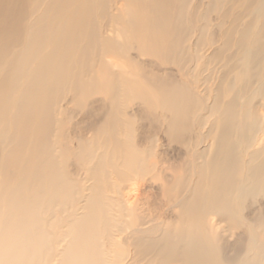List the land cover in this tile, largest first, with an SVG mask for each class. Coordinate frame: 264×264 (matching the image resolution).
I'll return each instance as SVG.
<instances>
[{"label":"bare ground","instance_id":"obj_1","mask_svg":"<svg viewBox=\"0 0 264 264\" xmlns=\"http://www.w3.org/2000/svg\"><path fill=\"white\" fill-rule=\"evenodd\" d=\"M123 1L0 0V264H264V0ZM133 48L183 77L125 72ZM133 100L183 172L138 143ZM64 102L93 128L75 146ZM152 173L163 220L133 200Z\"/></svg>","mask_w":264,"mask_h":264},{"label":"rangeland","instance_id":"obj_2","mask_svg":"<svg viewBox=\"0 0 264 264\" xmlns=\"http://www.w3.org/2000/svg\"><path fill=\"white\" fill-rule=\"evenodd\" d=\"M196 1H199L200 4L203 7L210 1V0H191V4H196ZM244 1V0H239ZM240 5V4H239ZM124 7V1L123 0H114V4L112 5V11L117 12L119 9H122ZM241 5L237 6L236 8H232L231 11L238 12L241 10ZM214 16V15H213ZM192 53V49L189 51V54ZM126 56L128 58L124 59L121 55H117L114 59L115 62L124 64V71L127 72V70H131L132 72L136 71L137 67H139L142 70H145L149 72L151 70L152 73L155 74H161L164 71H170L173 72L177 77H183L182 72H180V66L174 64V63H161L159 60H157L156 56H151L148 54H139L137 48L131 49L128 53H126ZM122 57V58H121ZM98 67V66H97ZM112 68H115L117 70V66H111ZM102 68H99V71H101ZM101 73V72H100ZM150 73V72H149ZM130 74V73H129ZM190 77L186 76L184 77L185 80L189 81L191 78V74H189ZM93 105L95 111H93V114H98L101 112V110H96L99 107V104L103 101L102 95L96 94L93 96ZM67 101V100H65ZM65 104L67 106L65 107ZM63 109L61 110V113L59 117L63 118V128H67L69 125V128L66 129L68 132V135L73 140V146L76 145L78 134H84L85 136H91V133L93 131L90 118L85 116V110L75 107L70 102H64L63 103ZM128 110L134 115L135 121H134V127L135 131L134 134L136 136V140L138 143H144L145 146H149L151 142V137L155 136V133H158V139H157V147H156V154L154 156V159L157 161L158 170L161 169V167H165L169 165V162L172 161V164L179 165L177 169L168 168V171L172 173H177V171L183 172L188 166L187 159L185 158L186 149L184 147L175 146V147H169L167 146L166 141L164 140V137L161 135V131L158 129V125L163 124L158 120V116L156 117V113L158 114L159 107L154 111H148L143 106L139 105V101H129L127 105ZM154 112V113H153ZM92 116V115H91ZM163 120V119H162ZM67 122V123H66ZM69 123V124H68ZM68 124V125H67ZM67 125V126H66ZM76 127L79 131L75 132ZM84 132H83V131ZM92 130V131H91ZM142 139V140H141ZM187 154V153H186ZM167 160V161H166ZM77 173H80V170H77ZM152 174H148L147 180H145L142 185L139 187L136 193L133 195V200H135L136 206L139 207V209L143 210L144 213H146L147 219H152L156 214H158V219L163 220L168 215L172 214V207L167 202V199L165 196L162 195V192H159L158 188V181H154L151 179ZM157 200V201H156ZM156 201V202H155ZM170 206V207H169ZM169 209V211H168ZM221 228L223 230V234H225V238H227L229 244H233L236 239V233H230L227 230V226L225 223H222ZM230 233V234H229ZM101 236V234H100ZM103 236V234H102ZM124 236V235H123Z\"/></svg>","mask_w":264,"mask_h":264}]
</instances>
